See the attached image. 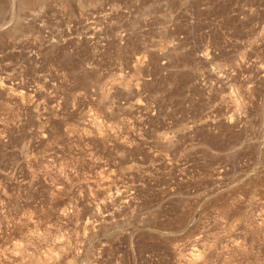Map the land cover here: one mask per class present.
Listing matches in <instances>:
<instances>
[{"label": "rangeland", "instance_id": "obj_1", "mask_svg": "<svg viewBox=\"0 0 264 264\" xmlns=\"http://www.w3.org/2000/svg\"><path fill=\"white\" fill-rule=\"evenodd\" d=\"M193 254L264 264V0H0V264Z\"/></svg>", "mask_w": 264, "mask_h": 264}, {"label": "bare ground", "instance_id": "obj_2", "mask_svg": "<svg viewBox=\"0 0 264 264\" xmlns=\"http://www.w3.org/2000/svg\"><path fill=\"white\" fill-rule=\"evenodd\" d=\"M199 255H200V254H193V256L191 257V259H190L189 261H192V260H193L194 262H191V263H192V264H195V263H196L195 261L198 260L199 257H202V255H201V256H199ZM200 259H201V258H199V260H200ZM199 260H198V261H199ZM198 261H197V262H198ZM189 264H190V263H189Z\"/></svg>", "mask_w": 264, "mask_h": 264}]
</instances>
